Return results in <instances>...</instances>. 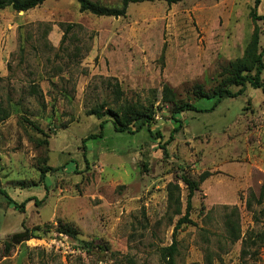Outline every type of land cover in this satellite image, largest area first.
<instances>
[{
	"label": "rangeland",
	"instance_id": "obj_1",
	"mask_svg": "<svg viewBox=\"0 0 264 264\" xmlns=\"http://www.w3.org/2000/svg\"><path fill=\"white\" fill-rule=\"evenodd\" d=\"M253 1L141 3L117 18L81 12L75 0L0 10V107L8 111L0 120V188L25 203L20 213L0 196V264H163L159 249L173 238L177 264H264L256 240L264 213L255 202L264 184L263 92L246 86L213 111L180 114L182 128L167 144L175 126L161 98L168 85L178 99L211 107L194 87L217 86L255 26L264 47V23L249 15ZM257 13L264 15V0ZM61 23L75 25L59 48ZM114 83L121 102L153 103V136L146 127L118 133L110 122L100 131L108 118L89 112L116 105ZM45 168L55 170L42 181ZM181 173L198 188L190 223L173 235L186 210ZM169 183L180 188L179 216L168 204ZM226 216L239 239L225 231ZM24 230L32 238L6 253L4 243Z\"/></svg>",
	"mask_w": 264,
	"mask_h": 264
},
{
	"label": "trees",
	"instance_id": "obj_2",
	"mask_svg": "<svg viewBox=\"0 0 264 264\" xmlns=\"http://www.w3.org/2000/svg\"><path fill=\"white\" fill-rule=\"evenodd\" d=\"M45 1L46 0H0V10L10 8L16 12H26L40 6ZM75 1L78 3L81 12H86L98 17L104 16L117 18L124 16L128 6L130 5L153 2H165L166 4L171 5L181 2L182 0H119L118 7L103 6L91 0ZM259 3L260 0L253 1V7L251 8L249 15L253 22L261 21L264 23V15H259L257 13V7ZM74 25L75 24L64 23H61L59 25L63 30V38L61 40L59 48H61V46L63 45L64 39L66 38L67 34L73 29ZM19 51L21 54L23 53V44L20 45ZM263 55L264 47L259 51V30L258 27L255 26L243 56L228 65V67L225 69L223 80L219 81V84L217 86L207 91H204L200 85H196L194 87V94L196 98L213 100L211 107L208 109H199L190 101L186 102L178 99L175 92L168 85H164L161 92L162 102L170 105L171 119L173 120L175 126L170 132L169 140L165 142V144L171 141L174 134L181 130L182 123L179 119L180 114L185 112L198 113L213 111L222 100L237 98L242 95L246 86H249L252 89H259L264 94V83L261 80V74L264 71ZM231 87H236L238 88V90L232 91ZM30 92L31 94H40V91H37L34 86L30 87ZM112 94L115 100L114 103H116V105L109 106L108 103L103 102L101 105L89 112V115H94L97 119H102L103 116H106L108 118L109 121L102 120L99 123L100 131H102L106 123L110 122L113 126V130L118 133L127 132L128 134H134L146 127L149 135L153 136L152 132L149 130L150 124L152 123L154 118L153 103L145 105L140 103H128L124 101L121 102L122 90L118 83L113 84ZM0 112V120H4L8 117V111L6 109L0 107ZM98 136H101V132L99 133V135H89L86 140L94 139ZM161 149L165 153L164 147H161ZM50 170L55 169L45 168L41 171L40 179L42 181L45 179V174ZM180 172H183V169H180ZM180 180L183 182L184 186L187 189L186 210L184 215L177 219L173 235L181 227V225L190 223L188 216L191 207V199L194 197L195 192L198 188L197 182L186 177L185 175H183V173H181ZM166 191L169 207L173 208L172 215L179 216L180 188L178 184L169 183L166 187ZM0 196L4 198L7 205L13 206L20 213L23 212L25 204L24 202L19 204L16 203L2 188H0ZM263 201L264 184L261 187L258 199H256L255 201L257 205H262V208L259 211V213L262 215L264 213ZM34 203L36 204L37 201L35 200ZM246 205L248 208L252 207L250 200H247ZM254 218L256 219V215H254ZM224 227L227 234H229L230 238L233 239L232 241L239 239V231L236 228L235 223L232 221L231 216H226ZM64 232L68 236H73L72 233L68 230H65ZM31 238V233L27 230L14 233L13 235H11L10 241L4 243V251L7 253L10 251L12 246L19 245L30 240ZM248 240L251 242L250 237H248ZM256 240L264 242V230L263 232L256 235ZM176 254L177 246L174 238L169 246L159 249V257L163 264H177L175 260Z\"/></svg>",
	"mask_w": 264,
	"mask_h": 264
}]
</instances>
